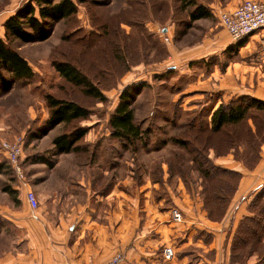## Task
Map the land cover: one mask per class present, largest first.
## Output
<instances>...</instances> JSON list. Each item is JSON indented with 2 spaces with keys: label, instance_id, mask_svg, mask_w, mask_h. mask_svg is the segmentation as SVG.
<instances>
[{
  "label": "rangeland",
  "instance_id": "rangeland-1",
  "mask_svg": "<svg viewBox=\"0 0 264 264\" xmlns=\"http://www.w3.org/2000/svg\"><path fill=\"white\" fill-rule=\"evenodd\" d=\"M27 1L0 0V38H4V22ZM191 10L178 0H85L78 5L77 14L57 24L46 41L12 42V47L27 60L34 78L16 80L8 93L0 92V205L8 198L3 190L18 179L2 154L3 141L21 140L19 166L23 171L49 167L48 164L68 166L78 155L58 156L53 151L52 138L74 127H86L88 132L81 145L88 154L79 156L95 166L120 169L122 176L125 172L129 193L149 186L147 189L153 191L156 199L164 200L169 212L179 210L172 205L171 196L181 198L185 193L200 200L207 217L209 210L214 218L222 214L229 197L234 196L237 179L218 170L236 172L230 164L220 161L229 159L245 171L246 166L252 167L260 148L264 149V112L250 109L240 125L212 133L215 86L206 82L201 88L200 81L206 80L205 74L214 66L223 69L231 60L249 63L252 57L254 65L264 72V57L259 46L251 48V57L225 54L222 50L232 40L216 16L191 23ZM162 33L169 36V44L163 42ZM221 33L223 44H216L215 35L221 39ZM55 61H68L77 67L102 91L106 101L86 97L79 88L66 83L52 67ZM5 77L9 78L6 73ZM141 85L132 110L134 123L146 132L145 136L134 142L113 138L109 120L121 93L129 87L139 90ZM47 94L74 101L89 109L91 115L34 139L49 117ZM190 97L194 99L186 107L195 108L186 110L182 104ZM174 139L184 142L185 147L175 144ZM204 160L211 164H204V170L209 169L211 174L205 178L197 171ZM263 189L264 186L238 202H247L248 210ZM2 229L0 254L9 247L6 236L13 234L7 225ZM253 257L254 264H264L257 255Z\"/></svg>",
  "mask_w": 264,
  "mask_h": 264
},
{
  "label": "crops",
  "instance_id": "crops-1",
  "mask_svg": "<svg viewBox=\"0 0 264 264\" xmlns=\"http://www.w3.org/2000/svg\"><path fill=\"white\" fill-rule=\"evenodd\" d=\"M196 1L210 8L218 20L221 13L233 11L247 0ZM215 36L216 44H223L222 33L221 39ZM260 37L256 33L228 42L222 51L251 57V48L261 49ZM253 59L249 58V63L231 60L223 69L217 65L205 74L200 87L206 82L215 86L212 111L233 98L264 101V72ZM192 99L183 101L184 109L195 108L186 107ZM75 157L68 166L24 170L22 179L6 187L10 193L4 192L8 198L0 205V236H4L6 225L13 234L6 236L9 247L0 254V264H104L116 254L122 255L121 264H231L234 230L248 213L247 202L238 200L264 186L263 148L257 165L246 171L240 164L223 159L220 163L230 164L241 174L224 217L218 222L209 220L200 200L184 193L181 198L171 196L172 205L184 218L176 224L164 200L156 199L149 186L129 193L125 172L122 176L120 169L95 166ZM27 191L35 194L37 209L27 203ZM165 246L174 249L175 257L170 261L163 258ZM253 259L246 264H254Z\"/></svg>",
  "mask_w": 264,
  "mask_h": 264
},
{
  "label": "trees",
  "instance_id": "trees-1",
  "mask_svg": "<svg viewBox=\"0 0 264 264\" xmlns=\"http://www.w3.org/2000/svg\"><path fill=\"white\" fill-rule=\"evenodd\" d=\"M178 1L183 6L192 8L189 13L191 23L201 19H208L211 15L213 16L210 8L198 4L196 0ZM82 3H85V0H28L4 22V38H0L1 93H8L12 89V82L16 80L34 78V72L27 60L12 47V42L18 41L23 44H29L46 41L57 24L67 21L77 14L78 5ZM52 67L61 79L79 88L84 96L100 102L106 101L102 91L70 62L55 61L52 63ZM5 73L9 78L5 77ZM141 87L142 85L139 90L129 87L121 93L120 102L109 120L113 138L134 142L145 136L146 132L134 123L132 110L135 96L139 93ZM45 101L49 110V117L45 127L40 130L38 135L34 136V139L46 136L60 125H72L76 121L88 119L91 115L89 109L80 106L74 101L57 99L50 94L45 95ZM250 109L264 112V101L246 96L225 105L221 104L211 115V132L221 133L228 126L240 125L246 119V114ZM87 132L88 128L86 127H74L69 132L54 136L51 141L54 153L57 155H78V159L83 160L79 155L88 154L87 149L81 145V141ZM172 141L183 147L186 145L177 139ZM260 153L261 148L257 161L252 167L246 166V169H253L257 165L260 160ZM206 163H209V161L204 160L203 164H199V168H197V171L204 178L211 176L209 169L204 170V164ZM48 165L49 167L52 166ZM218 170L222 174H230L236 177L237 182L232 190L234 195L241 175L227 170ZM3 191L10 193L7 188ZM231 196L228 199V203L232 198ZM205 203L207 202L205 201ZM228 203L222 214L217 218H214L212 211L209 210V219L212 221L220 220L226 212ZM247 211L251 216H246L241 221L231 245V264H245L249 258L255 255L258 256L260 263L264 261V189L255 197ZM241 258H244V260L239 262Z\"/></svg>",
  "mask_w": 264,
  "mask_h": 264
},
{
  "label": "built area",
  "instance_id": "built-area-1",
  "mask_svg": "<svg viewBox=\"0 0 264 264\" xmlns=\"http://www.w3.org/2000/svg\"><path fill=\"white\" fill-rule=\"evenodd\" d=\"M219 24L224 28L230 39L233 42H238L244 38L259 33L262 54L264 57V1L247 0L242 2L236 9L231 12L221 13L218 17ZM162 39L165 44L170 43L168 36L162 33ZM1 151L4 158L8 161L18 179H22L23 170L19 166V160L23 153V145L20 139L13 141H3L1 143ZM26 201L31 209H37L38 201L32 191H27ZM171 220L180 224L183 221L182 213L177 209L170 211ZM175 257V252L172 247H165L163 249V258L170 261ZM122 255L116 254L112 256L104 264H121Z\"/></svg>",
  "mask_w": 264,
  "mask_h": 264
}]
</instances>
